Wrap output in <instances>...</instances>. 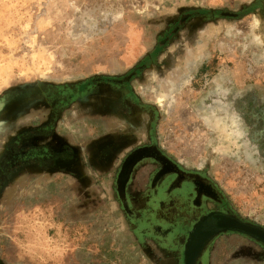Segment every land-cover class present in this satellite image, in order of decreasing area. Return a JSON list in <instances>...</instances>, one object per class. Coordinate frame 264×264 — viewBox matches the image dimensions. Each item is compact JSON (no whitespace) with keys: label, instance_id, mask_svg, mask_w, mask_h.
<instances>
[{"label":"rangeland","instance_id":"obj_1","mask_svg":"<svg viewBox=\"0 0 264 264\" xmlns=\"http://www.w3.org/2000/svg\"><path fill=\"white\" fill-rule=\"evenodd\" d=\"M140 148L264 229V0H0V264H185L193 184Z\"/></svg>","mask_w":264,"mask_h":264},{"label":"flooded vegetation","instance_id":"obj_2","mask_svg":"<svg viewBox=\"0 0 264 264\" xmlns=\"http://www.w3.org/2000/svg\"><path fill=\"white\" fill-rule=\"evenodd\" d=\"M38 153L30 154L31 155H37ZM158 153L154 151L153 148H140L135 151H133L128 157L129 160L127 161L125 167L128 165H131L136 159L152 155L154 158L159 160L161 162L160 166V172L161 171H172L177 172L178 170L176 168H173L166 160H163ZM27 164V163H26ZM126 172V170H125ZM179 172V171H178ZM187 174L178 173L177 180L182 181H190L193 189L194 199H193V209L190 211H187V214L189 215L188 220L194 221L192 224V227L189 231V236L185 243V264H199V257L202 256L205 252L209 251V249L212 247V245L222 236H238L243 239H246L251 244L255 246H258L262 249H264V243L259 242L255 239H252L246 235L235 233V232H219L216 234H211L210 236H207L204 238L201 242L199 235L194 236L195 230L197 229L199 223L203 221L206 217L210 215H217V216H229L236 219L241 220L238 218L223 202L221 196L217 193L215 188L206 180L199 176L190 175L186 176ZM177 182V181H176ZM244 223H247L243 220H241Z\"/></svg>","mask_w":264,"mask_h":264},{"label":"water","instance_id":"obj_3","mask_svg":"<svg viewBox=\"0 0 264 264\" xmlns=\"http://www.w3.org/2000/svg\"><path fill=\"white\" fill-rule=\"evenodd\" d=\"M219 232H235L246 235L264 243V229L250 223L229 216L210 215L201 221L195 230L194 236L199 235V242L207 236Z\"/></svg>","mask_w":264,"mask_h":264}]
</instances>
